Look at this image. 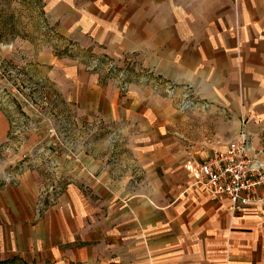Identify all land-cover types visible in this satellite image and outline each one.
Returning <instances> with one entry per match:
<instances>
[{
  "label": "rangeland",
  "instance_id": "rangeland-1",
  "mask_svg": "<svg viewBox=\"0 0 264 264\" xmlns=\"http://www.w3.org/2000/svg\"><path fill=\"white\" fill-rule=\"evenodd\" d=\"M263 7L0 0V264H122L107 190L146 182L137 149L234 137L228 100L249 63L242 47H264ZM55 214L67 241L51 235Z\"/></svg>",
  "mask_w": 264,
  "mask_h": 264
},
{
  "label": "crops",
  "instance_id": "crops-1",
  "mask_svg": "<svg viewBox=\"0 0 264 264\" xmlns=\"http://www.w3.org/2000/svg\"><path fill=\"white\" fill-rule=\"evenodd\" d=\"M258 20H264V14ZM242 53L249 63H244L238 72L241 80L237 103L228 100L236 120L231 133L237 136L245 129L251 147L261 149L264 58L260 54H264V47L260 43L253 50L242 47ZM204 146L189 151L165 143L158 146L169 147L162 155L160 151L137 149L135 163L140 168L136 170L150 175L146 182L127 181L121 186L117 182L116 194L107 190L108 205L115 200L118 207V229H110L109 245L113 248L115 241H120L122 264H264V204H250L231 213L225 195L212 198L198 185L193 165L209 153L210 147ZM108 218V223H113L112 214ZM50 219L58 222V226L52 225V237L61 234L67 241V224L56 214ZM72 252L80 259L79 251L76 255Z\"/></svg>",
  "mask_w": 264,
  "mask_h": 264
},
{
  "label": "built area",
  "instance_id": "built-area-1",
  "mask_svg": "<svg viewBox=\"0 0 264 264\" xmlns=\"http://www.w3.org/2000/svg\"><path fill=\"white\" fill-rule=\"evenodd\" d=\"M203 157L193 165L196 183L212 198L225 195L231 213L264 204V148H252L245 129L228 141L213 140Z\"/></svg>",
  "mask_w": 264,
  "mask_h": 264
}]
</instances>
